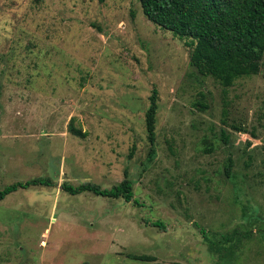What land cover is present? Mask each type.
I'll use <instances>...</instances> for the list:
<instances>
[{
  "label": "rangeland",
  "instance_id": "374dc122",
  "mask_svg": "<svg viewBox=\"0 0 264 264\" xmlns=\"http://www.w3.org/2000/svg\"><path fill=\"white\" fill-rule=\"evenodd\" d=\"M190 42L139 0H0V191L54 183L0 202V264H264V57L226 89ZM126 171L140 205L62 188Z\"/></svg>",
  "mask_w": 264,
  "mask_h": 264
},
{
  "label": "trees",
  "instance_id": "16d2710c",
  "mask_svg": "<svg viewBox=\"0 0 264 264\" xmlns=\"http://www.w3.org/2000/svg\"><path fill=\"white\" fill-rule=\"evenodd\" d=\"M139 2L150 22L179 38L191 41L188 43V46L193 48L190 64L200 75L212 77L228 89L241 78L259 74L264 57V0H139ZM150 100L146 125L150 142L154 146L159 111L157 89L153 90ZM72 131L77 136H85L79 129L72 128ZM233 165L230 159L225 168L228 176H231ZM125 176L122 183L110 189H103L93 183L79 186L65 183L62 188L72 195L90 192L96 196L122 198L126 202L134 201L136 205H140L134 200V184L129 179L127 171ZM38 186L49 187L54 186V183L49 178L14 183L0 191V202L19 189ZM156 226L163 227L161 223H157ZM223 239L225 242L233 240L230 236ZM137 259L156 261L154 257L148 256H139Z\"/></svg>",
  "mask_w": 264,
  "mask_h": 264
}]
</instances>
